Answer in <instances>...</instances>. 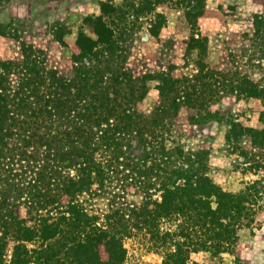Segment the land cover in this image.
Instances as JSON below:
<instances>
[{
  "label": "trees",
  "instance_id": "1",
  "mask_svg": "<svg viewBox=\"0 0 264 264\" xmlns=\"http://www.w3.org/2000/svg\"><path fill=\"white\" fill-rule=\"evenodd\" d=\"M200 6L189 11L185 44L205 51L193 16L203 14L195 10ZM121 7L103 1L102 13L87 17L93 35L64 41L72 51L71 75L59 80L57 98L12 102L2 63L10 68L16 61L0 60V264H125V240L138 235L163 255L161 264H199L193 252L235 253L243 230L262 223L263 183L225 190L207 171L208 151L170 146L173 136L157 130L165 118L175 130L197 121L194 92L187 90L191 100L182 98L188 58L161 73V100L151 117L137 111L145 83L104 64L103 56L118 49L109 18L121 19ZM245 82H251L249 96L264 100V86ZM232 124L228 141L245 131L256 141L264 136V130ZM99 198L104 208L96 207Z\"/></svg>",
  "mask_w": 264,
  "mask_h": 264
},
{
  "label": "rangeland",
  "instance_id": "2",
  "mask_svg": "<svg viewBox=\"0 0 264 264\" xmlns=\"http://www.w3.org/2000/svg\"><path fill=\"white\" fill-rule=\"evenodd\" d=\"M103 1L122 4L124 12L121 19L112 16L115 22L109 18L119 45L115 56H103L104 64L125 72L128 80L145 83L146 96L143 102L137 101V111L154 115L161 100V73L173 62L180 68L188 58V66L182 68L186 80L182 98L189 101L187 90L194 92L197 103L191 105L197 110V121L175 130L165 118L157 130L173 136L170 146L208 151L207 171L225 190L240 191L256 180L264 184V136L256 141L252 131H245L244 136L226 139L233 122L241 129L264 130V100L245 91L251 85L247 79L264 86V0H0V60L16 61L10 68L2 63L9 99L15 102L24 96L43 104L47 97L57 98L59 80L71 75L72 51L64 41L75 40L80 32L93 35L87 17L100 15ZM197 3L202 6L195 10L203 14L193 16L201 26L205 51L185 44L192 30L189 11ZM49 89L53 95L47 93ZM133 138L137 143V137ZM242 150L250 157L247 161ZM258 160L263 165L258 166ZM129 199L136 198L129 195ZM259 203L262 223L243 230L235 253L215 256L199 251L192 253V260L264 264V192ZM97 206L104 208L105 198H99ZM125 242V264L162 263L163 255L151 249L142 235Z\"/></svg>",
  "mask_w": 264,
  "mask_h": 264
}]
</instances>
